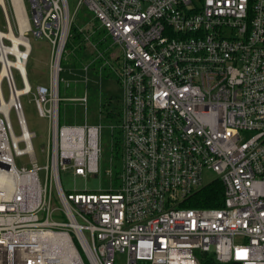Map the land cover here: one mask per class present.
<instances>
[{
  "label": "built area",
  "instance_id": "1",
  "mask_svg": "<svg viewBox=\"0 0 264 264\" xmlns=\"http://www.w3.org/2000/svg\"><path fill=\"white\" fill-rule=\"evenodd\" d=\"M81 6L103 33L95 44L109 37L119 50L95 57L116 64L123 91L114 189L65 190L60 179L98 173L102 126L59 124L61 62ZM0 14V52L12 61L2 84L16 87V72L23 87L11 106L18 135L0 115V264H115L119 253L125 264H264V0H0ZM31 39L50 46L48 86L34 91L13 64L23 54L27 78ZM28 94L47 124L42 166L20 102ZM68 100L85 110L87 94ZM205 169L222 205L181 206Z\"/></svg>",
  "mask_w": 264,
  "mask_h": 264
},
{
  "label": "rangeland",
  "instance_id": "2",
  "mask_svg": "<svg viewBox=\"0 0 264 264\" xmlns=\"http://www.w3.org/2000/svg\"><path fill=\"white\" fill-rule=\"evenodd\" d=\"M73 4L70 3V9L73 10ZM75 24V25H74ZM0 28L3 30V21L0 14ZM82 29V34L77 42L72 41L68 44L65 59L61 62L60 74V88L59 94L62 98H80L86 92L87 103L85 110L78 102L72 100H64L59 105V124L61 125H80L84 122L88 124H100L102 128L99 134V148L98 156V173L94 177H89L86 181L80 179H72L65 173L60 176L63 189L67 190L73 187H86L88 190H104L116 188L117 182L115 175L120 169V157L115 156L113 151L117 144V137L119 136L115 125L117 124L114 117H105V110L103 105L108 103L109 108H117L122 98V85L117 80L116 64L112 63L110 67L104 63V59L95 60L97 53L108 46L109 54L104 55L106 59H113L119 54V50L115 46H111V40L106 37L103 47H93L92 43H96L98 39L103 37L100 28H97V23L93 21L91 13L86 6H81L75 14V20L72 30L79 31ZM84 33V35H83ZM85 37H88L86 40ZM75 40V39H74ZM91 40V41H90ZM92 42V43H91ZM31 52L28 57L26 66L28 84L34 91L36 85L48 86L49 83V52L50 46L45 39H31ZM89 65L85 71L83 67ZM2 79V78H1ZM14 79L16 88H21L19 76L14 72ZM64 82H68L69 86H64ZM11 86H3L2 93L6 99L10 93ZM23 114L25 117L28 129L35 133L33 138V149L37 165L44 164L43 149L47 145V124L46 120L41 118L36 111L32 95H23L20 97ZM107 106V105H106ZM115 110L111 112L112 116ZM16 110H11L9 115L12 129L15 135L19 134V128L15 119ZM16 166H21V163L29 168L27 159L21 157L15 158ZM39 179L42 182V172H39ZM217 175L210 169H205L203 175L204 184H208L216 180ZM126 255L119 253L116 255L115 264H125Z\"/></svg>",
  "mask_w": 264,
  "mask_h": 264
},
{
  "label": "trees",
  "instance_id": "3",
  "mask_svg": "<svg viewBox=\"0 0 264 264\" xmlns=\"http://www.w3.org/2000/svg\"><path fill=\"white\" fill-rule=\"evenodd\" d=\"M81 36L80 32L73 30L72 41L77 42ZM75 39V40H74ZM107 105V106H106ZM104 107L105 114L112 117L111 112L115 108H109L108 103ZM223 201V186L219 180H214L202 186V188L191 195L185 200L181 206L183 207H196V208H216L222 205Z\"/></svg>",
  "mask_w": 264,
  "mask_h": 264
},
{
  "label": "bare ground",
  "instance_id": "4",
  "mask_svg": "<svg viewBox=\"0 0 264 264\" xmlns=\"http://www.w3.org/2000/svg\"><path fill=\"white\" fill-rule=\"evenodd\" d=\"M13 39V38H12ZM8 49L7 48H1V52H0V62L2 63L1 67H0V115H4L6 119H9L8 114L10 115V111H11V106L19 101V96L22 94L23 91V87L22 88H16L13 87L12 84V80L9 78V81H11V92L8 94L7 98L5 99L2 93V83L3 80L1 78H6L9 77V75L11 74V70L9 69L10 64L12 63L11 60H9L8 58L6 59V53H7ZM23 55V54H22ZM21 56L19 57V61L18 63H13L14 65H17L19 67V71L21 72L22 76H23V82L25 84V89H27L29 87L27 78L25 76V70L23 69L22 66V61H21ZM18 114L21 115L22 112L19 110ZM1 123L2 120L0 118V129H1ZM1 134V133H0Z\"/></svg>",
  "mask_w": 264,
  "mask_h": 264
},
{
  "label": "crops",
  "instance_id": "5",
  "mask_svg": "<svg viewBox=\"0 0 264 264\" xmlns=\"http://www.w3.org/2000/svg\"><path fill=\"white\" fill-rule=\"evenodd\" d=\"M77 32H80V31H77ZM80 33L82 34V32H80ZM83 35H84V33H83ZM90 41H91V40H90ZM96 42H97V41H96ZM91 43H92V42H91ZM92 45H93V47L99 46L98 44H95V43H94V44L92 43ZM99 47H101V46H99ZM106 53L109 54V52H106ZM106 53H105V55H107ZM95 60H96V59H92V61H91L90 63H94ZM103 118H107L106 114H105V117H103Z\"/></svg>",
  "mask_w": 264,
  "mask_h": 264
}]
</instances>
